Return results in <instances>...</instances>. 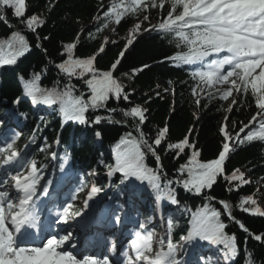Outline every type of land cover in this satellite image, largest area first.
<instances>
[{"label": "snow or ice", "instance_id": "1", "mask_svg": "<svg viewBox=\"0 0 264 264\" xmlns=\"http://www.w3.org/2000/svg\"><path fill=\"white\" fill-rule=\"evenodd\" d=\"M166 5L167 12L163 14ZM7 9L13 10L16 19L24 18L22 22L33 33H37V29L46 23L36 14L26 17L27 0H0V21L9 26L11 24L7 19ZM154 9L161 13L159 22L143 28V31H157L174 37L176 47L180 50L165 59L175 66H191L195 69L190 76L195 81L191 93L197 107H202L201 97L205 99V103L216 99L226 102L231 98L229 106L223 109L226 114L220 127L223 140L218 156L208 162L201 161L200 151L187 136L179 142L166 143L169 133L167 126L158 129L155 136L149 138L143 131L147 109L134 105L122 110V114L134 121L136 135L132 132L125 133L113 149L114 164L104 165L109 181L117 174L120 176L117 184H109L113 188V193L107 197L110 203L101 206L97 202L89 211L90 202L104 191L102 187L92 184L81 208L76 209L73 202L64 203L57 208V201L53 198L55 192L50 196L52 181L48 180L41 186L43 168L47 165L42 168L34 157L16 149L14 146L22 133L9 130L8 134L0 135V264H109L106 258L102 261L90 255L78 258L74 252L65 248V244L73 240L72 232L68 231L66 235L58 237L56 226L74 222L82 231L98 221L118 226L122 220L128 219L125 215V203L122 202L125 197L127 206L138 212L136 202L143 201L146 195L153 197L154 210L164 219L165 202L179 208L177 188L202 196L209 203L192 213L191 227L185 235L180 236L179 242L172 238L178 226V221L172 215L165 220L166 239L155 241L154 231H136L130 241V250L134 256L128 251L123 252V264H233L238 255L237 237L226 232L228 225L222 215H226L228 220L238 225L256 242L264 244V234L251 233L234 216L233 206L227 200L218 201L222 207L220 210L211 205V201L217 198L210 195L218 178L227 182L229 193L239 192L243 186L253 183L240 168L233 169L229 174L225 166L230 154L238 147L264 142V0H111L107 9L101 7L102 15L95 17L97 22L103 20L96 32L108 28L110 24L119 26L126 17L138 19L141 12L150 13ZM148 20L149 15H144L143 20L130 30L125 49L109 70L96 68V54L87 58L74 56L78 47V34L76 42L67 44L62 52L66 59L56 65L68 82L62 88L58 84L52 88H44L39 83L40 74H33L28 80L22 81L23 97L33 107H45L58 112L62 125L67 122L80 125L100 124L101 116H96L91 121L88 119L86 113L90 109H106L109 115L104 119L112 123L111 114L116 112V108H108V102H129L130 95L126 85L114 73L127 47L140 33L144 21ZM112 31L115 32L116 29L113 28ZM88 35L89 38L92 37L91 30ZM37 39L39 41L38 34ZM107 43L105 38L97 52L103 53ZM112 43L115 44L116 41ZM5 44L8 49L6 55L2 51ZM36 46L41 45L37 43ZM29 51L31 45L26 36L14 31L10 38L0 41V66L15 65L18 58ZM44 52L46 54L47 49ZM147 67L149 66L144 65L139 71ZM136 71L133 70L134 73ZM73 79L83 81L87 91L75 95L76 85L72 83ZM249 94L257 111L248 123L241 121L239 130L233 135L229 128L236 129L237 123L230 121L228 114L232 113L233 108L239 107ZM20 102L19 97L14 101L17 105ZM19 115L27 119V114ZM194 118L199 119L198 116ZM43 119L41 116L40 120ZM97 137H100V133H97ZM36 142V136L33 135L24 148L27 149ZM59 142L57 138L55 143L58 145ZM162 143L165 151L175 153V159H179L186 150L190 152L187 162L177 169L176 179H168L161 164V155L157 150ZM50 147L45 141L39 151L47 154ZM149 155L156 163L154 168L147 164ZM70 158V153L66 151L58 168L60 173H65ZM51 159L57 160L58 154L51 152ZM185 174L186 178H183ZM9 180L12 181L11 189L8 188ZM86 188L88 184L83 180L79 181L70 200L78 199L79 193ZM261 192V188L257 187L253 194L241 196L237 204L239 211L264 217V208L255 198L256 193ZM49 209L51 211L45 217L44 214ZM148 219L151 221L152 216ZM140 228L144 229L145 225L140 224ZM205 244L211 246L207 251L203 248ZM69 247L75 248L76 244L73 242ZM112 247L115 248L114 241ZM189 250L194 253L195 259H187ZM245 257L246 264H253L251 252H246Z\"/></svg>", "mask_w": 264, "mask_h": 264}, {"label": "trees", "instance_id": "2", "mask_svg": "<svg viewBox=\"0 0 264 264\" xmlns=\"http://www.w3.org/2000/svg\"><path fill=\"white\" fill-rule=\"evenodd\" d=\"M110 3L111 0H102V4L101 0H27L26 17L36 14L46 21L42 27L37 29V33L26 28L22 22L24 18L16 19L12 9L6 10L11 26L0 21V41L10 38L14 31H18L26 36L31 45V51L18 58L15 65L0 66V114L4 112L3 110L13 106L19 114H27L26 125L21 131V139L17 142L16 148L20 149L24 137L31 140L35 135L37 142L31 144L30 154L42 168L47 165L46 168H43V174L46 175L50 172L51 152L55 151V141L59 138L60 159L67 151L71 157L69 161L78 171L82 180L93 181L97 186L104 187L107 181V168L104 165L114 163L113 149L115 145L127 132L136 135L133 127L134 121L124 117L122 110L140 105L147 109V120L143 125V131L149 138L154 137L158 129L167 126L169 133L166 143L179 142L187 136L200 151L199 159L201 161L208 162L215 159L222 146L223 137L220 127L223 123V116L226 114L223 111L225 101L216 99L205 103V99L201 97L202 107H197L191 93L195 81L190 76L191 71L195 69L188 66L178 67L165 59L180 50L176 47L174 37L157 31H143V28L151 27L159 22L161 13L158 10H151L150 13L141 12L138 19L126 17L119 26L110 24L108 28L96 32V28L102 25L103 20L97 22L95 17L98 14L102 15L101 7L107 9ZM50 5H54V7H50ZM166 12L167 5L163 14ZM144 15H149V20L144 21L140 33L127 47V51L114 73L119 77L121 83L126 85V90L130 95L129 102L123 100L118 104L113 100L108 102V108H116V112L111 114L112 123L104 119L109 115L106 109L98 111L90 109L86 113L90 121L96 116H101L100 124L80 125L72 122L62 125L60 115L52 109L43 121L38 120L35 108L22 95L23 80H28L33 74L38 73L41 76L39 81L41 87L52 88L58 84L62 88L68 81L59 72L56 65L66 59L62 52L65 51L67 44L76 42L78 34H80L78 47L74 51V56L87 58L96 54V68L109 70L127 44V41L122 37L132 26L142 21ZM113 28L116 29L115 32L112 31ZM89 30L92 33L91 38L88 35ZM105 38L108 40V43L104 45L105 51L98 53L97 50ZM112 41H116V43L114 44ZM37 43L41 46L37 47ZM44 49H47L46 54ZM2 51L3 54H7L6 44L2 46ZM144 65L149 67L139 71ZM133 70L137 71L134 73ZM72 83L76 85L75 95L87 91L83 81L73 79ZM165 89L168 91L165 92ZM18 97L21 102L17 105L14 101ZM85 99H87V95ZM55 107L57 106H53V108ZM195 109L198 114H195ZM256 111L254 100L249 94L239 107L233 108L232 113L228 114L229 120L237 123V128L230 127L229 131L235 135V132L239 130L240 122L248 123ZM194 116H198L199 119H195ZM37 126H39V130H37ZM97 133H100L99 138ZM45 141L51 146L47 154L39 151ZM164 147L165 145L162 143L157 150L161 155V164L167 172V178L176 179L177 169L181 164L187 162L190 152L186 150L179 156V159H175V153L165 151ZM147 164L150 167H156L151 155L147 157ZM225 167L229 174L233 169L240 168L245 172L246 178L251 179L253 183L243 186L239 192L229 193L227 182L218 178L217 184L213 186L210 193L217 199L211 201V205L222 210L218 201L227 200L233 206L234 216L241 220L251 233L264 234V217L243 213L237 207L240 197L253 194L257 187L261 188L262 192L256 193L255 198L259 200V203L260 200H263L264 142H253L238 147L230 154ZM183 178H186V174ZM177 192L180 201L178 209L166 202L163 204V207L172 212L178 221V226L172 237L175 242H179L180 236L189 230L192 213L209 203L204 197L186 193L182 188H177ZM148 197L152 198L151 195ZM222 219L228 225L226 232L229 235L235 234L237 237L238 255L234 258L233 264H246V252L252 253L253 264H264V244L249 237L238 225L228 220L226 215H222ZM213 251L215 250L213 249Z\"/></svg>", "mask_w": 264, "mask_h": 264}, {"label": "rangeland", "instance_id": "3", "mask_svg": "<svg viewBox=\"0 0 264 264\" xmlns=\"http://www.w3.org/2000/svg\"><path fill=\"white\" fill-rule=\"evenodd\" d=\"M134 26H132L130 29H129V31L122 37V39H124V40H126L127 41V39L129 38V32H130V30L133 28ZM235 95V94H234ZM231 103V98L228 100V101H226L225 102V109L229 106V104ZM51 111V109H45L42 113H40L39 115H38V118L40 119V117L41 116H46V115H48V113ZM196 111V113L198 114V111L197 110H195ZM2 116H4V115H2ZM2 116H0V117H2ZM14 118H15V121L16 120H20V123L19 124H21V123H23L24 122V119L23 118H21L20 116H17V115H15L14 116ZM20 140V139H19ZM18 140V141H19ZM17 141V142H18ZM28 143V141H27V139L26 138H24L23 140H22V148L20 149L21 150V152L22 153H28V154H30V152H29V149H30V145L28 146V148L27 149H25L24 148V145L25 144H27ZM51 166H52V170L54 171V170H56V164H55V161H51ZM67 167H70V163H68V165H67ZM41 186H42V184H41ZM8 188L9 189H11L12 188V186H11V184L8 182ZM90 188H91V186H89V188L88 189H86V191H85V194L83 195V197H82V195H81V199H77L75 202H74V204H75V206H76V208H81L82 206H83V199L86 197V195L88 194V192L90 191ZM102 196H104V193L102 194ZM259 201V200H258ZM91 203V202H90ZM260 206L261 207H264V199L263 200H260ZM154 210V209H153ZM155 211V210H154ZM154 223H156V221L154 222ZM67 225H72V226H74L75 228H76V224L74 223V222H70V223H68ZM152 226V225H151ZM154 226V225H153ZM78 227V226H77ZM145 230V229H144ZM153 230H155V237H154V240L155 241H159L161 238H164V236H165V231H166V227H165V225L162 223V224H160V226H157V229H153ZM72 234L74 235V233L72 232ZM75 238H74V236H73V240H74ZM75 243L76 244V242L77 241H68L66 244H65V248L66 247H69V245L70 244H72V243ZM187 247V246H186ZM70 248V247H69ZM70 250V249H69ZM189 256H193L194 257V255H193V252L191 251V250H189V252H188V255H187V258L189 257ZM192 259H195V257L194 258H192Z\"/></svg>", "mask_w": 264, "mask_h": 264}, {"label": "bare ground", "instance_id": "4", "mask_svg": "<svg viewBox=\"0 0 264 264\" xmlns=\"http://www.w3.org/2000/svg\"><path fill=\"white\" fill-rule=\"evenodd\" d=\"M11 182V180H9V183ZM105 201H103L100 205L102 206L103 205V203H104ZM123 203H125L126 202V198L124 199V201H122ZM92 205V203H90V206ZM88 215V213L86 212L85 213V216H87ZM132 221H133V219H131ZM80 232V231H79ZM76 237H78L77 235H76ZM77 239H75L74 241H76ZM98 241H101V240H98Z\"/></svg>", "mask_w": 264, "mask_h": 264}]
</instances>
